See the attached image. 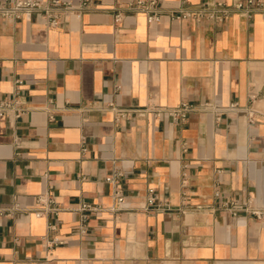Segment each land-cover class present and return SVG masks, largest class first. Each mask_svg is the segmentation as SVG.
Wrapping results in <instances>:
<instances>
[{"label":"crops","instance_id":"crops-1","mask_svg":"<svg viewBox=\"0 0 264 264\" xmlns=\"http://www.w3.org/2000/svg\"><path fill=\"white\" fill-rule=\"evenodd\" d=\"M128 1L0 19V99L22 108L0 116V264H264V14L176 20L158 0L148 23ZM180 102L214 109L152 114ZM48 190L49 231L32 212ZM80 201L98 207L84 232Z\"/></svg>","mask_w":264,"mask_h":264},{"label":"built area","instance_id":"built-area-1","mask_svg":"<svg viewBox=\"0 0 264 264\" xmlns=\"http://www.w3.org/2000/svg\"><path fill=\"white\" fill-rule=\"evenodd\" d=\"M94 6L92 0H0V19H18L25 13L33 12L44 18L48 25L55 26L61 22L67 14L72 13L79 15L82 12L91 9ZM125 9L131 13H143L148 23L156 22L162 13V8L158 5V0H129L125 6ZM111 12L114 23H117L121 17L120 7H113ZM168 15L172 19L184 20H208L213 23H221L232 13L240 14L244 17H250L253 13L264 14V0H236L231 3L225 1H205L197 4H189L186 0H180V4L175 9H169ZM20 101L16 94L9 98L0 99V116L12 113L17 117L21 112ZM229 107H233L230 105ZM214 109L208 102L190 103L180 102L178 105L173 106L165 111L162 109H156L152 111V114L156 116L160 112L167 113L173 119L184 120L188 113L193 111H209ZM129 113L126 109L114 107V118L119 119ZM116 178H108V180ZM114 194L118 202L122 200V194L118 188L115 189ZM156 198L152 189L148 190L147 202L152 203ZM37 206L34 207L33 213L35 216H48L51 215L53 220L47 222V230H55L58 225L57 213L61 207L56 203L51 192L48 190L43 194L38 195L36 198ZM239 206L233 202L229 209L233 212ZM18 205L14 204L11 209H17ZM161 208H168V204L163 202ZM97 206L91 205L86 201H80L74 211L80 213L79 217V230L85 231L86 214L84 210H96ZM251 214L255 217H261L263 211L260 209H251ZM47 248L53 245L62 243V240L58 237L52 236L45 238Z\"/></svg>","mask_w":264,"mask_h":264}]
</instances>
